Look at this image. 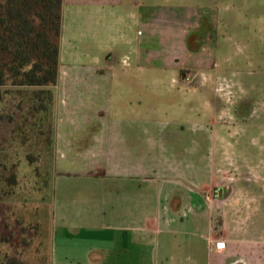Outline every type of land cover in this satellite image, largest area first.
Returning <instances> with one entry per match:
<instances>
[{"label": "rangeland", "instance_id": "1", "mask_svg": "<svg viewBox=\"0 0 264 264\" xmlns=\"http://www.w3.org/2000/svg\"><path fill=\"white\" fill-rule=\"evenodd\" d=\"M141 2L148 16L134 40L143 67L132 66L135 54L114 52L107 33L98 30L82 44L84 53L62 60L56 92L99 109L105 120L111 77L157 81L144 87L150 107L161 109L150 124L178 136L175 171L191 167L192 176L196 170L197 177L204 175L197 188L211 198L214 223L228 211L229 220L240 221L242 237H252L259 221L253 197L264 191V0ZM85 25L95 27L93 21ZM79 78L87 84H74ZM36 89L0 86V264H52L55 213L59 221L62 200L74 204L61 200L52 137L56 113L51 108L40 127L28 108ZM150 148L143 143L131 150L140 163L134 169L150 162Z\"/></svg>", "mask_w": 264, "mask_h": 264}, {"label": "crops", "instance_id": "2", "mask_svg": "<svg viewBox=\"0 0 264 264\" xmlns=\"http://www.w3.org/2000/svg\"><path fill=\"white\" fill-rule=\"evenodd\" d=\"M147 16L141 0H63L59 66L66 56L85 51L82 44L103 30L114 52L135 54L132 66L143 67L134 39ZM87 21L95 27L85 25ZM86 81L79 78L74 84ZM156 83L111 77L104 120L99 109L84 108L73 95L60 96L58 76L52 107L60 165L56 174L61 200L74 204L62 200L59 221L55 213L52 264H264V191L253 197V215L259 221L252 237H242L240 221L229 220L228 211L220 212V223L215 224L211 198L197 188L204 175L197 177L196 170L192 176L191 167L188 173L175 171L179 163L172 148L178 136L150 124L161 109L150 107L144 87ZM132 85L139 87L126 89ZM143 143L151 144L150 162L136 170L140 163L131 150Z\"/></svg>", "mask_w": 264, "mask_h": 264}, {"label": "trees", "instance_id": "3", "mask_svg": "<svg viewBox=\"0 0 264 264\" xmlns=\"http://www.w3.org/2000/svg\"><path fill=\"white\" fill-rule=\"evenodd\" d=\"M62 4L0 0V86L37 88L28 108L35 111L34 124L40 127L53 106L58 79Z\"/></svg>", "mask_w": 264, "mask_h": 264}, {"label": "flooded vegetation", "instance_id": "4", "mask_svg": "<svg viewBox=\"0 0 264 264\" xmlns=\"http://www.w3.org/2000/svg\"><path fill=\"white\" fill-rule=\"evenodd\" d=\"M184 77V74H182V76H180V78H183ZM184 79H188V77H184ZM219 189H221L222 190V188H219ZM218 189V190H219ZM222 192V191H221Z\"/></svg>", "mask_w": 264, "mask_h": 264}, {"label": "water", "instance_id": "5", "mask_svg": "<svg viewBox=\"0 0 264 264\" xmlns=\"http://www.w3.org/2000/svg\"><path fill=\"white\" fill-rule=\"evenodd\" d=\"M221 191H222L221 189L218 190V195H221Z\"/></svg>", "mask_w": 264, "mask_h": 264}, {"label": "built area", "instance_id": "6", "mask_svg": "<svg viewBox=\"0 0 264 264\" xmlns=\"http://www.w3.org/2000/svg\"><path fill=\"white\" fill-rule=\"evenodd\" d=\"M222 242H217V244H221Z\"/></svg>", "mask_w": 264, "mask_h": 264}]
</instances>
